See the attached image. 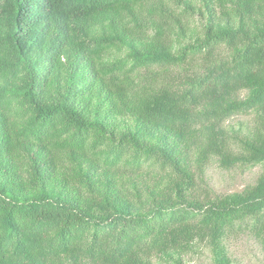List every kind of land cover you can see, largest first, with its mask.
Returning a JSON list of instances; mask_svg holds the SVG:
<instances>
[{"label": "trees", "instance_id": "trees-1", "mask_svg": "<svg viewBox=\"0 0 264 264\" xmlns=\"http://www.w3.org/2000/svg\"><path fill=\"white\" fill-rule=\"evenodd\" d=\"M212 159L264 161V0H0V264H153L264 233V171L219 199L196 178Z\"/></svg>", "mask_w": 264, "mask_h": 264}, {"label": "rangeland", "instance_id": "rangeland-1", "mask_svg": "<svg viewBox=\"0 0 264 264\" xmlns=\"http://www.w3.org/2000/svg\"><path fill=\"white\" fill-rule=\"evenodd\" d=\"M186 5L196 7L202 5V0H186ZM197 20L192 30L186 35H180L176 49L194 44V28L200 26ZM252 114L235 116L224 125L230 133L249 134L253 122ZM127 123V121H126ZM130 124L134 123L129 121ZM193 155V160L195 159ZM264 171V161L250 167H238L231 170L222 169L217 160L212 159L197 174V182L209 196L216 198H233L254 187ZM199 196H201L198 193ZM226 256L230 264H264V233L246 229L224 235L220 247L211 249L202 244H195L183 253H169L153 259V264H218L220 258Z\"/></svg>", "mask_w": 264, "mask_h": 264}]
</instances>
